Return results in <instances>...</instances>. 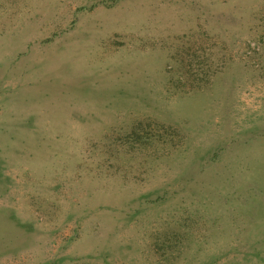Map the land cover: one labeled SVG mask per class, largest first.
Returning a JSON list of instances; mask_svg holds the SVG:
<instances>
[{"label":"rangeland","instance_id":"rangeland-1","mask_svg":"<svg viewBox=\"0 0 264 264\" xmlns=\"http://www.w3.org/2000/svg\"><path fill=\"white\" fill-rule=\"evenodd\" d=\"M0 264H264V0H0Z\"/></svg>","mask_w":264,"mask_h":264}]
</instances>
